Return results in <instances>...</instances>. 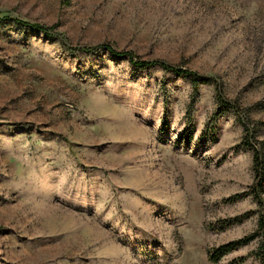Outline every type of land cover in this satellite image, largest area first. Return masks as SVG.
I'll use <instances>...</instances> for the list:
<instances>
[{"label":"rangeland","instance_id":"374dc122","mask_svg":"<svg viewBox=\"0 0 264 264\" xmlns=\"http://www.w3.org/2000/svg\"><path fill=\"white\" fill-rule=\"evenodd\" d=\"M0 16V264H263L259 238L207 256L264 207L228 199L254 181L248 141L264 154V0H0Z\"/></svg>","mask_w":264,"mask_h":264},{"label":"trees","instance_id":"16d2710c","mask_svg":"<svg viewBox=\"0 0 264 264\" xmlns=\"http://www.w3.org/2000/svg\"><path fill=\"white\" fill-rule=\"evenodd\" d=\"M2 17V16H0ZM9 18V20L14 21L16 23L23 24V26H29L31 28L36 29V31H41L45 34H49L51 30H53V26L50 25H45L42 23H37V22H31L27 20H22L19 17L16 16H5ZM104 46L113 56L115 57H121L122 55H126L127 58L130 60V62L134 66L138 67H149L150 65L153 64H159L165 69H170L174 72V75H183L186 76L192 81L193 83L197 82H207L211 79L209 76H201L200 73L193 71V70H187V68H174L173 66L165 63V62H160L159 60L156 59H142V58H137L134 56V53L131 50H116L112 48L109 45H105V43L100 44ZM91 47L90 46H81L80 50H89ZM215 96L217 100L220 102V108L223 109L226 107L229 108H235V104L232 102H229L227 98L221 95L220 91H217L215 93ZM233 108V109H234ZM220 110V111H221ZM235 110V109H234ZM213 138V137H212ZM250 144V147L252 149V162H253V176H254V181L251 185H249L248 189H244L242 191L236 192L234 195L228 196V199L230 200H235L238 197H241L243 195H250L252 194L256 199V202L259 203L261 206L264 204V154L255 146L254 144H251L249 141L247 145ZM263 196V197H262ZM263 207V206H262ZM251 214L250 211H245L242 213H238L235 216H229L224 218L221 221V224L224 225H231V224H237V222L242 221L243 219L248 217V215ZM255 238H259L258 240V245L257 247L252 250L250 255H254V257L259 258L262 263L264 264V207L262 208V211L258 213V222L257 226L251 231V233H246L244 235L239 236L236 239H230L225 241L224 243H219L217 246L213 247L211 251L209 252V255L207 258L212 262V261H218L220 257L224 256L226 253L230 252L233 249H237L239 246L244 245L247 242L252 241ZM244 258V255H240L238 257V261H242Z\"/></svg>","mask_w":264,"mask_h":264}]
</instances>
